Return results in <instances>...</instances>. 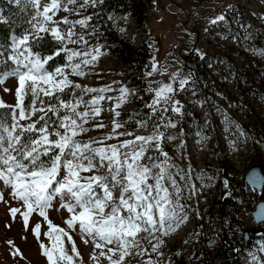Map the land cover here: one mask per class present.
<instances>
[{
    "label": "snow or ice",
    "instance_id": "obj_1",
    "mask_svg": "<svg viewBox=\"0 0 264 264\" xmlns=\"http://www.w3.org/2000/svg\"><path fill=\"white\" fill-rule=\"evenodd\" d=\"M97 3L102 5L103 0H83L78 7L77 0H48L43 7L40 0H17V6L23 4L21 11L28 16L22 21L27 27L22 28L20 35L13 33L8 42L0 43V85L11 78L15 94L12 105L0 100V201L7 203L5 196L10 195L19 202V207H10L9 211L13 218L22 221L28 234L40 241L39 250L46 264H86L77 241L87 246L86 251L90 250L88 264H122L133 249L136 255L144 256L145 249L140 245L138 234L157 231L167 234L188 219L184 206L179 203L182 193L175 179L179 175L184 180V175L178 168L175 173L170 171L176 165L168 162V155L161 147L162 138L171 140L173 137L160 131V127H176L171 120L164 123V113L170 108L172 113L181 114L183 106L175 99V92L185 89L192 80L191 73L175 71L170 73L167 83L148 82L145 91L154 95L145 107L151 110L150 115L160 112V122L153 125L151 134L116 132L123 125L113 119L112 134L78 139L89 131L84 125L90 118L99 116L100 101L105 100L104 94L112 89L109 86L81 88L69 78V75L85 76L82 66L93 64L100 55V45L93 48L84 34L75 31L77 25L82 30L87 28L92 16L69 19L66 15L55 20L53 17L60 10L80 14L81 9L95 8ZM224 19L223 15H217L209 23L215 25ZM0 22L8 23L2 16ZM95 32L93 27L87 35ZM45 34L55 42L49 55L33 50L44 46ZM68 45L87 46V50ZM196 52L203 59L200 50ZM61 54L62 64L58 62ZM50 61L55 66L49 64ZM155 72L153 58L152 70L145 72V77ZM153 84L157 86L153 88ZM174 84H178V89ZM77 89L80 95H76ZM3 91L8 92L9 88L4 87ZM128 92L121 86L117 99L123 102ZM86 93L96 95L85 101ZM81 105L83 111L79 110ZM115 115L119 116V112ZM136 123L137 128L147 125L146 120ZM118 136L133 138L105 143ZM153 143L163 160L157 163L149 157V166L141 163V158ZM105 168L103 174H96ZM248 182L253 190L264 191V175L256 170L248 173ZM229 187L230 182L225 178L223 188ZM224 194L230 195L227 191ZM49 209L60 214L63 226L49 219ZM256 216L264 223V205ZM44 224L47 230L42 227ZM65 240L70 248L66 247ZM7 243L13 245L12 240ZM162 243L160 240L151 244V251L158 257L163 255L158 251ZM257 252L264 253V241L256 251L249 252L251 264H264V257ZM14 255L23 259L21 249H15ZM141 264L160 262L149 256Z\"/></svg>",
    "mask_w": 264,
    "mask_h": 264
},
{
    "label": "rangeland",
    "instance_id": "obj_2",
    "mask_svg": "<svg viewBox=\"0 0 264 264\" xmlns=\"http://www.w3.org/2000/svg\"><path fill=\"white\" fill-rule=\"evenodd\" d=\"M47 2L40 0L41 7ZM153 2L154 8L149 11L143 29H139L132 14L111 19L117 33L136 48L142 44L143 39L149 40V62L144 65V70H152L154 58L157 72L147 77L145 89L149 81L169 82L170 73L175 71L192 74V80L185 89L175 92V99L183 106L181 114L172 113L170 108L164 113V123L171 120L176 127L160 129L173 137L171 140L162 138L161 147L168 155V162L176 165L170 171L175 173L178 168L184 175V180L179 175L175 179L182 193L179 203L184 206L188 219L179 227L174 226L175 230L167 234L159 231L138 234L140 245L145 249L144 256L136 255L133 249L122 264H141L149 256L159 260L160 264H180L181 260L199 264L204 256V242L208 251L216 252V244L225 230L237 251V244L244 245V230L249 228L252 230L251 241L241 253V258L243 264H251L249 252L256 251L264 241V224H257L252 214L257 203L264 199V191L263 195H259L245 180L248 168L254 163L264 168V0ZM65 14L60 10L53 19H59ZM71 15L78 18L77 14ZM217 15H223L224 21L210 24L209 21ZM88 25L83 30L77 25L75 31L84 34L88 44L95 48L91 36L87 35L91 33L89 22ZM206 40L209 42V58L205 77L197 65L196 59L201 56L196 49L204 57ZM68 47L87 50V46L82 45ZM82 68L85 76L69 75L74 84H80L81 88L109 86L112 91L104 94L106 99L100 101L99 116L88 120L84 126L89 131L82 133L78 139L88 140L112 134L113 119L123 125L116 132H132V127L124 126L121 121L129 119L133 128L137 126V120L132 118V114L141 93L126 83V65L120 55L100 49L97 60ZM121 86L129 90L123 102L117 99ZM156 86L152 85L153 88ZM4 87L9 88V91L4 92ZM174 88L178 89V84H174ZM146 94L150 103L154 93L146 91ZM76 95H80V89L76 90ZM92 95L96 93H86L83 99L90 100ZM108 96L113 99L108 100ZM0 100L6 105L15 103L11 78L0 85ZM114 105L118 106L113 108ZM79 110L83 111L84 106L81 105ZM116 112H119V116L115 115ZM97 124H103L104 127H95ZM132 138L118 136L105 143H118ZM149 157L157 163L163 160L154 143L145 150L141 163L150 166ZM104 171L106 168L99 169L96 174H103ZM156 171L153 169V172ZM225 178L229 180L230 186H235L236 193L231 195L228 216L222 217L219 211L221 201L226 196L230 197L224 194L225 191L229 193V188H223ZM173 199L176 197L173 196ZM5 200L8 202L0 201V207L7 212L6 215H0V264H34L33 255L38 251L42 256L40 241L25 231L21 220L12 217L9 209L19 207V202L12 200L10 195H6ZM33 215L38 216V213ZM48 215L53 223L63 226L59 213L49 209ZM42 227L47 230L46 224ZM8 240H12L13 245H9ZM160 240L163 243L159 245L158 251L163 255L158 257L151 251V244ZM82 243L77 241L78 251L88 264L89 257L82 249ZM65 244L70 248L66 240ZM2 248L7 250L3 251ZM17 248L22 250L23 259L14 255ZM257 255L264 257V253L257 252Z\"/></svg>",
    "mask_w": 264,
    "mask_h": 264
},
{
    "label": "trees",
    "instance_id": "obj_3",
    "mask_svg": "<svg viewBox=\"0 0 264 264\" xmlns=\"http://www.w3.org/2000/svg\"><path fill=\"white\" fill-rule=\"evenodd\" d=\"M83 0H77V7ZM20 7L17 6V0H0V16H2L8 23L0 22V43L8 42V37L13 33L20 35L22 28L27 27L26 24H22L24 19L28 16L21 11ZM73 7L72 5L69 6ZM154 8L153 0H103V4L97 3L95 8L89 6L86 10L81 9L80 14H77V19L82 16H92L89 21L91 26V32L93 27L96 28L94 35H91V40L94 46L100 45L101 50H110L118 53L126 65L125 77L126 83L130 86L136 87V90L141 93V96L137 100L136 108L132 114V118H136L137 121L146 120L147 125L145 128H133L129 119L122 120L121 123L126 127H132V132L138 135H149L153 130V125L160 122V114L156 112L151 114V110L145 107L149 102V96L145 91L147 84V77H145L144 65L149 62V40L143 39L142 44L136 48L131 42L124 37L120 36L113 27L111 17H122L126 14H132L138 24L139 29H143L146 25L148 13ZM31 9H29V13ZM68 16L69 19L73 18L71 14L66 13L63 16ZM62 16V17H63ZM15 22V23H14ZM50 36L45 34L44 46L40 49L33 48L34 51H42L43 54H51L53 45ZM209 42H205L206 55L201 59L197 57V65L201 70V74L206 77V69L208 66L207 60L209 58ZM59 63H64L63 54L58 58ZM49 64L55 66L53 61ZM234 64V63H233ZM131 119V118H130ZM160 129H164L161 125ZM263 192V191H262ZM258 193L263 195V193ZM230 197L226 196L224 201H221L220 213L222 217L228 216V207L230 206L231 195H235L236 188L232 184L229 187ZM216 252L208 251L206 243H203L204 256L199 264H243L241 253L246 249L244 245L237 244L238 250L232 246V242L227 235V232L221 233L219 242L216 244ZM180 264H189L184 260L179 261Z\"/></svg>",
    "mask_w": 264,
    "mask_h": 264
},
{
    "label": "water",
    "instance_id": "obj_4",
    "mask_svg": "<svg viewBox=\"0 0 264 264\" xmlns=\"http://www.w3.org/2000/svg\"><path fill=\"white\" fill-rule=\"evenodd\" d=\"M256 170V172L258 173V174H260V175H264V168H263V166L261 165V164H259V163H254L253 165H251L249 168H248V170H247V172H246V175H245V180H246V182H247V184H248V186L250 187V188H252V186L249 184V182H248V173L251 171V170ZM253 189V188H252ZM259 193L260 192H262V190L261 189H256ZM261 205H264V199H261L258 203H257V205H256V207H255V209H254V211H253V217H254V220H255V222L257 223V224H264V223H262L258 218H257V216H256V213L260 210V206ZM251 233H252V230L249 228V229H245L244 230V246L247 248L248 246H249V243H250V241H251Z\"/></svg>",
    "mask_w": 264,
    "mask_h": 264
},
{
    "label": "bare ground",
    "instance_id": "obj_5",
    "mask_svg": "<svg viewBox=\"0 0 264 264\" xmlns=\"http://www.w3.org/2000/svg\"><path fill=\"white\" fill-rule=\"evenodd\" d=\"M6 211H5V209H3L2 207H0V215H6ZM81 244V243H80ZM86 248H87V246H85V245H83V243H82V249L84 250V252L86 253V255L88 256V251H90V250H88V251H86ZM2 250L3 251H6L7 249L6 248H2ZM35 253V252H34ZM36 255H33V257H34V264H46L45 262V258L44 257H42L41 255H40V253L37 251L36 253H35ZM89 257V256H88Z\"/></svg>",
    "mask_w": 264,
    "mask_h": 264
}]
</instances>
